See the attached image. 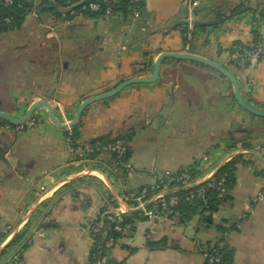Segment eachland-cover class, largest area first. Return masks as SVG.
Instances as JSON below:
<instances>
[{"label":"crops","instance_id":"0c3cea01","mask_svg":"<svg viewBox=\"0 0 264 264\" xmlns=\"http://www.w3.org/2000/svg\"><path fill=\"white\" fill-rule=\"evenodd\" d=\"M244 3L254 10L232 14ZM40 18L28 14L20 30L0 36V47L15 45L36 56L34 63L0 64V111L20 117L44 99L68 123L92 93L150 75L162 52H190L219 63L236 77L244 101L264 111V56L255 67L234 56L236 46L264 36V0H209L191 13L185 0H145L137 18ZM187 18L207 24L186 25L185 44L182 25L169 27ZM31 83L32 91L26 87ZM79 120L82 144L127 136L133 173L125 176L107 153L77 161L67 138L71 128L53 125L45 108L20 127L7 128L0 120V148L6 153L0 157V248L18 227L27 229L19 243L3 248L0 264L23 243V264H98L91 260L89 220L107 203L117 205L124 186H145L194 163L199 182L226 155L264 145V117L241 107L230 81L215 69L193 61L165 59L155 81L90 104ZM238 142L241 149L235 148ZM234 159L230 197L207 225L198 215L182 221L177 215L148 219L133 213L137 216L108 252V264H205L204 249L220 236L219 223L227 228L231 264H264V197L250 206L264 194V166L252 153ZM149 241L162 247L150 249Z\"/></svg>","mask_w":264,"mask_h":264},{"label":"built area","instance_id":"2783aa9c","mask_svg":"<svg viewBox=\"0 0 264 264\" xmlns=\"http://www.w3.org/2000/svg\"><path fill=\"white\" fill-rule=\"evenodd\" d=\"M6 4H10L12 0H2ZM84 0H80L78 6L80 10L73 8L76 4H71L67 7L69 16H64L65 21H69L72 18L83 16L82 11L88 5V8L92 11H97L99 5L91 1L81 4ZM114 2L115 0L106 1V3ZM135 6L132 8V17L137 18L140 14L141 6L145 0H129ZM186 5L190 13L193 9H197L202 0H185ZM106 16H110V7L105 10ZM191 15V14H190ZM264 55V36L259 38L256 42L246 46H236L234 56L238 58L242 63L248 66L255 67L258 65L260 60ZM31 125L34 123L31 122ZM10 128V125L6 126ZM20 127V125H16ZM69 141V140H68ZM128 140L125 137H117L108 142H96L94 145H80L75 148L70 147V152L76 157L77 161H85L89 154L96 151L99 153H107L115 155L116 166L124 173L125 176H129L133 173L134 167L127 157L128 153ZM256 151L264 158V145L256 144ZM236 149L242 148V142L235 144ZM230 154L226 155L229 156ZM6 153L0 148V157H5ZM231 161V160H230ZM229 161V162H230ZM211 174V173H210ZM196 178L188 173L187 169H180L176 172L166 171L163 174L156 177L155 181L151 184L133 188L124 186L122 190L121 199L126 205L132 208H141V213L148 219H156L160 216H176V207L180 203L190 202L195 199L196 193L189 192L185 195H179L172 193L164 196L163 193L184 186H189L196 182ZM226 179L225 176H221L219 179L213 177L206 184L208 187L215 188L218 191V196L220 198H225L229 193V189L225 187ZM157 197L153 202L145 205L147 201ZM264 197L263 193L258 194L251 200L250 206L258 203ZM226 199V198H225ZM125 212L117 205L107 203L105 208L101 210L97 216L89 220V229L92 231L94 236H97L101 241L100 250L93 253V258L98 264H108V252L118 245V241L113 237L109 236L110 231H115L118 233H124L126 227L123 226ZM227 235V232L224 233ZM23 251L24 248L20 245L16 251L11 255L10 259L5 264H23ZM206 261L209 264L220 263V256L215 248L211 247L210 252L205 253Z\"/></svg>","mask_w":264,"mask_h":264},{"label":"trees","instance_id":"16d2710c","mask_svg":"<svg viewBox=\"0 0 264 264\" xmlns=\"http://www.w3.org/2000/svg\"><path fill=\"white\" fill-rule=\"evenodd\" d=\"M80 0H12L10 4L4 3L2 0H0V36L3 34H7L9 32L18 31L20 30L22 23L24 22L26 16L28 14L35 13L37 17H41L43 15H50L58 20L65 19L64 16L68 17V10L67 7L71 4H76ZM109 0H91L93 3H97L99 5V9L97 11H92L88 8V5L86 8L82 11V14L87 17H93V18H99V17H106L105 10L107 7H110V15H121L123 17H132V8L135 6L133 3H131L129 0H115L114 2H108ZM143 6V4H142ZM141 6V8H142ZM74 9L80 10V6L78 4L73 6ZM254 10L253 7H251L249 4H241L237 8H234L232 10V14L243 12L245 10ZM219 19H222V15H219ZM41 20V18H40ZM184 31L183 41L186 44L189 42L187 37V28L188 26L182 25L180 26ZM199 28L205 27V25L197 26ZM253 33L256 35V29H252ZM258 40V37L255 39L254 42ZM245 45H238V46H246ZM2 50V49H1ZM0 50V52H1ZM0 53V64H14V65H21L24 62L27 63H34L33 60H35L36 56H28L23 51V49L19 46H10L8 47V53L4 52ZM28 106V104H27ZM3 121V123L10 125L11 127H15L16 125L11 124L10 122L0 119ZM80 120L73 126L71 129L67 132V138L69 140L70 147L75 148L76 146L80 145H86L78 142V137L80 136L79 127H80ZM125 137L128 140L127 136H120ZM117 138V137H116ZM114 139V138H113ZM112 140V139H111ZM107 141H95L91 144L87 145H94L96 142H108ZM129 141V140H128ZM245 144V143H243ZM246 145V144H245ZM100 154L99 151H96L92 154H89L87 158L94 157L96 155ZM111 155L114 163L116 162L115 155ZM127 157L129 158V147H128V153ZM236 159H232L230 162H228L226 165L223 166V168L217 173L215 176V179H219L221 176H225L226 183L225 187L227 189L232 190L234 184H235V175H234V163ZM197 163L194 165H191L187 167L188 173L192 176V178H196L199 174V170L197 168ZM189 192L196 193V197L194 200L190 202H184L180 203L175 209H176V215L182 220V221H189L194 216L198 215L200 216L201 223L207 225L208 220L211 219V216L214 212L218 211V209L224 204L225 200L229 199L230 195H226V199L220 198L218 196V191L215 188L208 187V185L202 184L196 188H192L189 190H183L179 191L177 194L179 195H185ZM110 204L115 205L114 201L109 202ZM105 208V205L103 206L102 210ZM137 216V214H127L124 215V221L123 226L128 227L133 217ZM216 230L218 233H220V236L215 240L213 243H209L205 249L204 254L209 253L212 248H215L220 256L221 262L216 264H231L232 262V256L233 252L231 249H229L227 246L224 245L225 243V236L224 233L227 232V228L222 224L219 223L216 226ZM26 230H23L20 232L13 240V244L19 243L26 234ZM123 233H118L115 231H110L109 236L113 237L115 240H119V238L122 236ZM100 239L97 236H94V248L92 253L97 252L100 250ZM147 245L150 249H154L156 247H162L158 242L149 241L147 242ZM23 247H26L27 245L25 243L22 244ZM91 260L94 261L93 256H91ZM207 263V261L205 262Z\"/></svg>","mask_w":264,"mask_h":264},{"label":"water","instance_id":"95a60500","mask_svg":"<svg viewBox=\"0 0 264 264\" xmlns=\"http://www.w3.org/2000/svg\"><path fill=\"white\" fill-rule=\"evenodd\" d=\"M89 1H91V0H84L81 2V4L87 3ZM206 24L207 23L199 21L197 19L187 18L184 20L177 21L175 24H173L169 28L173 29L179 25L200 26V25H206ZM191 47L193 48L192 45H191ZM165 59H176V60H180V61H193V62H197V63L203 64V65H206V66H209V67L215 69L219 74H221L228 81H230V83L232 84L234 97H235L237 103L241 107H243L245 110H247L248 112H250L253 115L264 117V111H259L244 101V99L242 98V96L240 94L239 84H238L236 77L224 66L220 65L219 63H217L211 59H208V58H205V57H202L200 55L193 54L190 52H162L154 60L153 71L150 75H148L147 77H134V78L126 79V80L120 82L119 84H117L116 86H114L112 88H106V89L98 90L95 93H92L91 95H89L83 101L80 102V104L78 105L72 119L68 123L60 122L55 115L54 108L52 107V105L44 99H38V100L32 102L25 109L23 115L20 117H15L8 112L0 111V118L10 122L11 124L21 125V124L25 123L38 108L42 107V108L46 109L47 114H48V118L53 125H55L58 128H62V129L71 128L79 121L82 113L90 104H92L96 101H100V100L109 98V97H113L127 86H130V85H133L136 83H150V82L155 81L158 78L161 64ZM240 153H252V154H254L258 159H260L261 163L264 166V159L256 151L248 150V149H241L240 151H237L236 153H231L229 156L224 158L222 160V162L214 169V171L210 175H208L205 179H203L199 182H195L189 186H184V187L174 188V189L168 190V191L164 192L163 195L166 196V195L176 193L179 191L189 190V189L196 188L202 184L207 183L209 180H211L213 177H215L217 175V173L223 168L224 165H226L230 160L234 159ZM44 196H45V194H43L39 198L38 201L40 202ZM156 198L157 197H153L152 199L147 201L145 203V205L150 204ZM117 205L127 214L138 213L141 211L140 207H137V208L129 207L128 205H126L124 203V201L121 198L118 199ZM22 226L18 227L12 233V235L10 236L7 243L3 247L0 248V253L2 252L3 248H5L7 245H9L14 240V238L19 234Z\"/></svg>","mask_w":264,"mask_h":264},{"label":"rangeland","instance_id":"374dc122","mask_svg":"<svg viewBox=\"0 0 264 264\" xmlns=\"http://www.w3.org/2000/svg\"><path fill=\"white\" fill-rule=\"evenodd\" d=\"M208 1H209V0H203L202 3H201V8L206 7V6L208 5ZM248 2H249V1H248ZM249 3L255 4L256 1L249 2ZM247 4H248V3H247ZM199 7H200V6H199ZM1 49L4 50V52L8 53V47L6 48V46H1V47H0V50H1ZM2 50H1V52H3ZM263 56H264V55H263ZM26 87H28V88L30 89V91H32V90L34 89L35 86H34V84L31 83V84H28ZM0 93H1V92H0ZM18 94H20V92H19ZM6 102H7V101H4V99H3V105L6 104ZM7 104H8V103H7ZM8 105H9V104H8ZM253 205H254V204H253ZM224 236H225V235H224Z\"/></svg>","mask_w":264,"mask_h":264}]
</instances>
